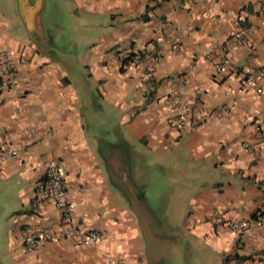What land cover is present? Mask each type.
I'll return each mask as SVG.
<instances>
[{
	"label": "crops",
	"instance_id": "obj_1",
	"mask_svg": "<svg viewBox=\"0 0 264 264\" xmlns=\"http://www.w3.org/2000/svg\"><path fill=\"white\" fill-rule=\"evenodd\" d=\"M46 1L0 8L24 58L0 82V264L264 263V0H49L45 22ZM51 166L98 239L26 250L66 227L37 193Z\"/></svg>",
	"mask_w": 264,
	"mask_h": 264
},
{
	"label": "built area",
	"instance_id": "obj_2",
	"mask_svg": "<svg viewBox=\"0 0 264 264\" xmlns=\"http://www.w3.org/2000/svg\"><path fill=\"white\" fill-rule=\"evenodd\" d=\"M238 27V31H235L229 38H227L222 46L239 42L242 37L246 36L247 31L242 22L238 24ZM208 59L210 58L208 57ZM23 62L24 58L22 56H14L8 49L0 47V82H3L8 78L9 74L15 70L17 63ZM211 68L215 72H218L225 68V62H211ZM239 75L243 78L245 77L248 81L253 82L252 77H250L246 71H240ZM171 104L173 105L172 107L177 108L178 110L179 117L176 118L178 124L183 125L187 118L185 104L181 102H172ZM4 151L10 155L16 154L15 150L4 149ZM37 193L41 197L50 200L55 208L60 211L66 227L56 231L40 228L35 233H29L26 231L21 232L20 239L26 250L39 248L47 243L56 242L63 238H70L77 244L94 242L98 239V235L95 232L80 230L76 226H71L73 220L72 203L67 198L66 185L62 174L57 167L51 166L45 171L42 180L37 185ZM211 218L215 224L225 225L231 230H238L243 227L242 222L236 223L225 221L217 211L211 212ZM258 219L261 223H264V216H260Z\"/></svg>",
	"mask_w": 264,
	"mask_h": 264
},
{
	"label": "rangeland",
	"instance_id": "obj_3",
	"mask_svg": "<svg viewBox=\"0 0 264 264\" xmlns=\"http://www.w3.org/2000/svg\"><path fill=\"white\" fill-rule=\"evenodd\" d=\"M15 0H0V8H6V10H12V12L16 13V3ZM62 7V6H61ZM64 8V7H62ZM66 8V7H65ZM66 10V9H65ZM69 10V9H68ZM67 11V10H66ZM13 13V14H14ZM49 0L46 1V11H45V16H44V21L47 22L48 18H49ZM67 15V14H66ZM63 14L60 15H55V17L53 18V20L58 21L62 26L66 25V20H67V16ZM64 29V27H63ZM67 34L68 31L66 29L59 31V34L57 36V38L61 41L66 40L67 39ZM63 37V38H62ZM67 49H70L67 47ZM157 193H159L158 191L154 192V191H148V196L150 198V196H153L152 198H155L157 196Z\"/></svg>",
	"mask_w": 264,
	"mask_h": 264
},
{
	"label": "water",
	"instance_id": "obj_4",
	"mask_svg": "<svg viewBox=\"0 0 264 264\" xmlns=\"http://www.w3.org/2000/svg\"><path fill=\"white\" fill-rule=\"evenodd\" d=\"M41 1H42V0H37V4H41Z\"/></svg>",
	"mask_w": 264,
	"mask_h": 264
},
{
	"label": "trees",
	"instance_id": "obj_5",
	"mask_svg": "<svg viewBox=\"0 0 264 264\" xmlns=\"http://www.w3.org/2000/svg\"><path fill=\"white\" fill-rule=\"evenodd\" d=\"M127 59H128V58H127ZM127 59H125V61H126Z\"/></svg>",
	"mask_w": 264,
	"mask_h": 264
}]
</instances>
